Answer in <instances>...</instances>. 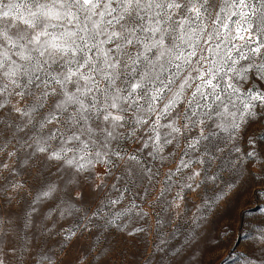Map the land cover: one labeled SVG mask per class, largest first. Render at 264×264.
I'll return each instance as SVG.
<instances>
[{"label": "snow or ice", "instance_id": "obj_1", "mask_svg": "<svg viewBox=\"0 0 264 264\" xmlns=\"http://www.w3.org/2000/svg\"><path fill=\"white\" fill-rule=\"evenodd\" d=\"M248 180L264 195V0H0V264H119L111 238L150 232L142 264H200ZM249 223L221 264H264Z\"/></svg>", "mask_w": 264, "mask_h": 264}, {"label": "rangeland", "instance_id": "obj_2", "mask_svg": "<svg viewBox=\"0 0 264 264\" xmlns=\"http://www.w3.org/2000/svg\"><path fill=\"white\" fill-rule=\"evenodd\" d=\"M258 127H254L252 131H257ZM99 179L102 178H98L97 182ZM255 189V181L248 180L243 187L238 186L232 191L218 207L206 213V220L202 228L198 229L199 236L194 242L196 259L200 264H221L233 245L240 250L251 243V229L255 225L249 221L264 216V195L255 196ZM189 200L198 202L194 194L189 196ZM145 207L147 210V206ZM192 211L195 212V208ZM149 224H154V221H149ZM153 240L151 232L147 236L138 234L135 237L117 233L111 238L110 244L117 250L119 264H142L139 253L150 250ZM133 253L137 255L134 256ZM113 264H116V260Z\"/></svg>", "mask_w": 264, "mask_h": 264}]
</instances>
